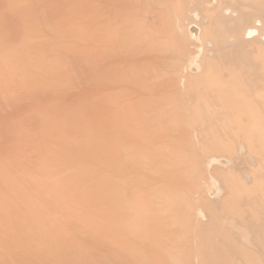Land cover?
<instances>
[{
    "label": "bare ground",
    "instance_id": "obj_1",
    "mask_svg": "<svg viewBox=\"0 0 264 264\" xmlns=\"http://www.w3.org/2000/svg\"><path fill=\"white\" fill-rule=\"evenodd\" d=\"M12 1H17V0H10V1L7 0L9 4L13 3ZM28 1L30 2V0ZM39 1L38 0L31 1L32 4L33 2L36 4V5L34 4V9L38 7L37 5L39 4L37 2ZM85 1L86 0L82 1L83 3H85V5L90 3V0L89 3ZM186 1L185 2H182V0H99L98 1L99 8L96 11L97 15L95 13L96 16L95 15L93 16L92 19L93 21L90 20L91 21L90 23L91 25H93L94 22L97 23L94 24L97 25L96 27L94 26L95 30L97 29L95 34L97 38L96 46H97L98 64H97L96 72H98L97 73L98 78L97 77L96 78L98 79L100 85L99 87H101L102 89V97L104 96L105 98H107L108 96L106 95L115 93V94H120L122 96H130V97L131 95H133L134 96L133 98L137 99L134 102H132V100L134 99L129 100L127 104H125V100L121 102L115 100L111 107L108 108L106 106L108 110L110 109L111 111L110 110L105 111V113L110 112V115L112 114L111 116L114 115L116 116V114L121 115L122 110L126 109V107L124 108V106H127L129 111L130 105L128 104H134L135 106L133 105L134 107L132 108V110H134V112L136 111V113L133 114V117L132 114L129 115V117L126 116L127 119L131 118L128 119V121L125 117L124 119L129 123V124L127 123L128 125H130L133 120H134L133 122H135L137 119V121L135 122L136 125L135 123L134 125L136 127L140 126L138 128L141 129L142 127L141 121H144L145 117L147 118L149 117L150 118V119L148 118L149 121L147 118H145V121L147 119L146 122L144 121L145 126L142 123L145 128H142L143 130H141V131H145L144 129L147 130L148 127L147 132H149L148 135L149 140L147 141V139L143 138L144 136H147L146 131L144 132L146 135L144 134L142 137L141 135L143 132H140L137 129H135L137 130L136 132L137 134L135 135V130L134 128H132L134 126L133 124L132 126H130L131 127L130 131L132 132L130 135V133L127 132L128 129L125 130L127 128V124L125 123L124 124V126H126L125 129L123 128L121 129V131L118 132H121L123 134L125 132V134H127L126 136H130V137L132 135H133L132 137H134L135 135L134 137L135 140H139L140 142V143H138V141L132 142L133 144L131 145L133 147V150L135 149V152L134 151L132 152V149L130 150L125 149L123 145L125 144L126 147L129 146L130 144L127 145V143H131V139L128 140L129 142L125 143L123 142L124 138L126 137L124 136L125 134L124 135L120 134L121 137L124 136V138L122 137L123 139L120 138V136H118L119 133L116 132L117 131L116 128L123 127V126L121 127L120 124H118L117 122L118 118L117 120L114 119L115 121L113 120L117 124L113 126L110 125L111 127L114 128V129L112 128V130H114L112 132L113 134L109 135L111 134V132L110 133L105 132V136H103L104 131L106 130L103 131L99 128L98 131H95L97 136L94 133H92L95 135L94 136L95 138L93 137L92 139L94 140L93 143L92 141L83 143L86 142L85 136L83 137L84 134H82V136L81 134H78V136L80 135L83 138L80 139L79 136L78 138L81 141L77 140L78 139L76 137L77 134H75L77 131H75L74 128L75 131L74 132L70 128L72 130V133L76 135L75 137L73 136L77 140L75 142L77 145L74 143L75 145L74 148L78 149L80 146L81 149L73 152L72 147L74 145L71 144L72 147L70 146V143H73L72 141L73 137H71L72 140L69 139L71 141H68V139L65 138L64 139L66 140L65 144L67 143L66 145L69 146L66 147L70 148L67 149V151H65L66 152L65 154L68 153L67 155L68 157L67 156L66 157L69 160L71 158L72 161L76 162L74 160L75 158H77L78 160L79 158L83 159L84 158L83 156H85L84 158L85 160L81 159L82 160L81 161L79 159L80 164L83 161L85 164L84 163L83 165L81 164V167L83 166V168L82 169L78 168L81 170V172L78 171L79 174L75 172L76 174H78L76 176L73 170L72 171L70 170V167L72 166L71 165L72 162L70 163L69 168H67L68 165L65 164V162L63 163L64 166L67 165L65 166L66 169H69L71 173L73 172V174H75L76 177H79L78 179L74 175L73 176L75 178L72 176L73 178L71 179L70 174H68L70 176L67 177L68 176L67 175L66 178H69L71 181L74 180L72 183L70 182V180L66 181L67 179L65 178L56 179V176H54L53 173L54 171L57 170H55V168L53 167H50V165L47 167L48 169L44 168L45 165L42 166L43 164L40 165V167L42 166L43 169L42 168L39 169L38 167L39 165L36 166V168L38 169V172L39 171L42 172L46 169L47 172L45 171L42 172L41 174L38 173L32 175V173L30 172L32 171L35 173L37 172L35 171L36 170L35 167H34L35 170L31 169L30 172L29 170L26 171V173L24 172V174L29 173L28 175L29 177L35 176V181L30 180L29 183L26 182L28 176L22 175L23 171L19 169L20 166L18 167V170H20L21 172L18 170L17 171L21 173V176L19 178L17 177V175H15V177L18 178V182L17 181L15 182L13 180V182L17 183L16 185L13 183L15 186L11 185L12 184L11 180H7V182L4 184L3 181H1L2 179L0 178V182L4 184V186L6 185L5 187L7 189L9 183L11 186L16 187V191L18 192V194L17 192H15L16 198L19 196L20 198L18 197V199L20 200L23 199L25 203L21 201L22 202L21 204L22 205L25 204L24 206L28 210L30 208L33 214L35 212V210H32L33 204L34 203L38 204L40 201H43L44 199L43 203L45 205L51 204L52 206L48 210L46 209L45 212L46 211L49 212L50 210V213L55 216L52 217L50 214L46 213L45 219L43 218L44 216L43 217L41 216V218L44 219L41 220L42 221L41 222L39 219L40 217L37 218L35 214L33 215L31 213L32 214L31 217H33L32 218L33 224L36 223L35 225H32L31 224L32 222L30 223L31 220L30 221L23 220L26 217L28 219L31 218L29 216L30 214L28 213H27L28 216H25L26 212H24L25 215H23L24 213L21 208H23L24 206L20 208L22 211L18 210L19 215L20 216L23 215L22 217H20V220L22 218L23 222L22 221L20 222V220L18 219L19 223L24 224V222H29L28 224L31 227L28 224H24V226L28 225L32 231L30 237L29 236L28 238L23 237L24 239L26 238V241L28 242L25 248H22L23 250L22 249L18 250V248L17 249L15 248L17 250L15 252L17 256H19L18 253L22 254L26 252L25 253L26 257L22 254L23 257L20 256L22 257L20 259V257L17 258L15 254L13 255L11 253V255H13L12 257L15 256L14 258L16 259H12L10 264H17V261L20 262L21 260L24 261L25 258L29 259L30 262L28 264H191V262H193L194 260L197 262V264H264V177H263L264 175H262V173L264 172V41H263L264 0H216V4L213 3L215 2L214 0H192L194 1L195 4L191 0H186ZM7 2L4 3L8 4ZM40 2H41L40 6L42 7V2H44V0ZM82 2L80 5L82 6L81 14H84L83 16L85 15L88 16V14H86L87 12L83 10L85 9L84 8L85 6ZM191 2L193 6L192 5L189 6L190 8L189 12L191 15L190 16L189 13L187 14L188 12L187 8H188V3L190 4ZM182 3L185 4V6H183ZM9 4L7 7L11 5ZM180 4H182V6ZM21 7L23 6L20 5L17 7L14 5L13 9L14 10L17 9L16 10L17 12L16 11L14 12L13 10L12 11L15 14L17 13L18 15L23 11L22 9L24 7L23 8ZM30 7L32 6L30 5ZM192 7H196V10H194V8L192 9ZM25 8H27L26 11L29 9L26 6ZM51 8L49 9L50 12L54 10V9L51 10ZM20 10L22 11L20 12ZM39 10L37 13L36 10L34 11L28 10L29 12L28 11L26 12L27 15L25 14V10H24L23 11L24 13L20 14L19 16L20 18L23 16L24 18L26 16L27 18L32 17L30 19L35 21V23L39 20V18L42 17L41 19L42 22L43 21L45 22V20L47 19L46 15L49 16L50 14L49 10H47L48 12L42 10L43 14L44 12L45 13L47 12L44 16H41L43 14L42 11L40 10L41 11L40 12ZM28 13H30L31 16L28 15ZM35 13L38 15H34ZM65 15L66 14L63 15L64 18ZM196 15L198 19L196 18ZM252 15L256 16L253 17L256 20H253L252 24L249 25L252 20ZM36 16H39L38 20ZM43 17L46 19H44ZM190 17L191 19L198 20V22L193 24L192 23L193 20L191 22ZM58 18H60L59 14H58ZM58 18H55L54 22L58 21L56 23L60 24L61 21H59L60 19ZM64 18L63 19L61 18L62 21L64 20ZM188 18L190 20L189 22H191L189 24L186 21L188 20ZM25 20L27 22V19ZM41 20H39V23H37L38 26L41 25L40 24ZM48 20L49 17L46 23H48ZM4 21L8 22L7 20ZM85 21H82L83 25L86 24V27L87 25L89 27L90 23L88 21L86 22ZM54 22L52 21L50 24L48 23L49 25L53 23L51 28L49 26V28L52 29L53 31L56 30L55 28H57L55 27L56 23ZM73 22L70 23V26L72 24V27L73 24L75 25L77 24ZM184 22H186L188 26ZM82 23L80 24V26L82 25ZM4 24L2 23L1 26L6 27L7 23ZM61 24H63V22ZM43 25L40 26V28L41 27L44 28ZM191 26L192 27L194 26V28L197 27L196 34H194V32L192 33V31L189 29L191 28ZM75 27H78V25ZM75 27H73L72 29L74 30V32H77L79 29L76 30L74 29ZM6 28L9 29V27ZM7 29L4 28V30L8 31ZM188 29L190 30L189 38L191 39V43H189V45L187 46L185 45L183 40L184 38L185 39L188 38L186 37L188 35H185V32L187 33L189 31ZM52 30H50L51 33L53 32ZM180 30L184 31L182 37L184 36L185 37L183 39L181 38V33L183 31L181 32ZM63 31L61 32L63 33ZM56 32H58V30H56ZM85 33L86 32H83V34ZM30 34L32 33L30 32ZM30 34L29 37L33 38V34L32 36H30ZM25 35L26 36H24V38L28 36L26 33ZM68 35L70 37L73 36V34L71 35V32ZM93 35L94 33L90 36ZM46 37L48 38V36ZM63 38H66V36ZM71 38H70L71 41H73V38L77 40V35ZM139 39L141 40L139 41ZM149 39H154V42L157 43L158 48H160V50L162 51L160 52V54L150 55L148 53L150 51L148 49H144L145 47L144 44L147 43ZM174 39L175 40L178 39V41L176 42L179 43L181 46L172 45L174 44L173 43ZM80 41L77 40V42ZM7 42H9V39L7 40ZM48 42H46L47 43L46 44L45 42L43 43L42 40L43 45L46 44L49 47H51L52 46L51 42H50L51 45ZM77 42L75 41V43ZM141 42H143L141 47L136 48L137 45L140 44ZM14 43H15L14 41H12V44L10 42L9 46L13 45ZM35 43L36 42L34 41V43L33 42L30 43V45H33ZM52 43L53 46L55 43L54 48L58 50L59 45L55 41H53ZM56 44L58 48H56ZM133 44L135 45L132 46ZM84 47L79 48V50L80 49L84 50L85 49ZM90 47L87 48L91 49ZM179 47H186V51H185L186 53L183 54V52H181V48ZM41 48H45V46ZM87 48L84 51H87ZM31 49H32L31 52H37L35 49L33 48ZM50 50L54 52L52 48H50ZM50 50L46 54L47 56L48 54H50L51 52ZM41 51L42 54L43 53L45 54L44 50L41 49ZM84 51H82V54L87 56ZM93 51L95 52L96 50ZM59 52L61 51L59 50ZM87 52L89 54L90 51ZM56 53L55 55L52 53L51 55L53 56L51 57L54 58L56 56ZM61 53L63 54L64 52ZM31 54L33 58L35 55L36 57L38 55L33 53ZM60 54L57 55L56 57L58 58V56H61ZM142 54L144 56H142ZM194 55H200V59L197 62H195V60L190 59V58H194L193 57ZM15 57L16 58L14 59V61L12 59L11 61L13 62L18 61L17 60L18 57L17 56ZM32 57L30 56V60L32 59ZM33 60L34 63L37 65L38 63L36 62H38V60L35 59ZM147 60L150 61L146 62ZM179 60H185L186 62L191 64V66L195 65V68L184 69V70L182 69V71L180 72V69L178 67ZM69 61L70 60L67 59V62ZM55 62L53 61V65L55 64ZM148 66H153V68L152 69L147 68ZM38 67L35 66V68L37 69ZM89 67L90 66H88L87 69H89ZM171 67L174 68V73L177 74L178 77L174 78L169 74H167V77H161V73H163V70L165 69L169 70ZM55 70L56 69H54L53 73L54 72L56 73L57 70L56 71ZM96 72L92 74L95 75ZM44 73H45V69H44ZM90 76L92 77V75ZM145 79H149L151 81V85H149L150 84L149 80H148L149 84L144 85L142 81H144ZM35 81L34 83H37ZM58 83H56L55 88L58 87ZM27 85L29 86V91H31L30 90L31 85H29L28 83ZM41 85L43 86L44 84ZM54 85L55 84L51 86L54 87ZM34 86L35 84L31 88H34ZM142 87L143 89H147L144 90V92H148V94L152 98L151 100H143L144 98L143 96H145V94L142 92ZM42 88H45V86L41 87L40 89ZM48 88H50V85L48 86ZM66 91H67L66 94H69L68 90ZM102 97L101 99L103 100L104 98ZM138 99H142L144 101L143 102L144 105L141 103L142 101L140 100L141 101L140 102ZM105 101H107V99ZM137 101L139 102L137 103ZM75 102H76L75 100L74 102L72 101L73 106H76ZM52 108L56 109V107H52ZM120 108H122V110ZM137 108L138 110H136ZM144 108L146 109V111H144L145 110ZM147 109H148V113L150 112L149 110H155L162 115L153 116L150 113L151 114L150 116L149 115L145 116V114L147 113ZM113 110H115L116 113H113L115 112ZM69 111L71 110L69 109ZM203 111H206L204 113H206L207 117L212 116L213 120L215 121V124H213L210 121L203 122L201 120V112ZM125 112L126 111H124V115H126L127 113ZM138 113L140 114L138 115ZM187 114L189 115L188 117ZM134 115L136 119L132 120V118H135ZM139 116L141 119V120L139 119L140 124H138ZM37 117L40 118L41 116L38 114ZM82 117H84V115H82ZM80 119L84 120V118L83 119L80 118ZM105 119L107 118L104 116V124H105ZM41 121H39L40 124H42ZM74 121L78 122L77 120ZM91 121L92 120H90V124L92 125L94 121L93 122ZM110 121H111L110 123L113 122L112 120ZM197 122L200 124V126L197 125ZM104 124L101 125L100 127L102 128L103 126L109 125V124L107 125V120H106V124L105 125ZM146 124L148 125L147 127ZM83 126H86L87 128L90 125H87V122H85V125ZM195 126L197 127V130H194ZM198 127L199 128L201 127L202 129L201 133L207 135L205 139L209 144H206L204 142L205 139L201 140V142L203 141L205 144L201 142H196L197 141L196 138H198L197 136L201 134L198 133L199 131ZM26 128H30V123H29V127L28 125H26ZM120 128L118 130H120ZM65 129L69 130V127ZM79 129H81V126ZM191 129H193L192 131H194V133L193 132L190 133ZM28 130L32 132L31 128ZM17 132H18L17 135L20 136L19 131ZM42 132H44V130H42ZM54 132H53V136H54ZM98 132L101 133L103 132L102 136ZM139 132L141 133V135ZM114 133L115 134L117 133L116 134L118 137L117 139L115 138L116 135H114ZM62 134H64V132ZM68 134L71 135L70 130ZM85 134H88V132H85ZM138 134L141 136V141L139 139L140 137ZM37 135H39L38 132ZM37 135H33L32 133V136H37ZM18 136L17 138H19ZM50 136L48 135L46 137H50ZM86 136L88 137L89 135ZM110 136L112 137L111 141L109 140ZM136 136H138V139H136L137 138ZM98 138H100L101 140L108 138L105 139L108 142H106L105 140L101 141ZM119 138L121 139V143L119 142L120 140ZM127 138L128 137H126L125 140H127ZM200 139L198 138V141H200ZM55 140L57 141V139ZM20 141L21 139H19V142ZM45 141L48 142L47 140ZM114 141L116 142L118 141V142L116 143ZM100 142H102L104 146H102L103 144H100ZM111 142L112 145L116 144L115 149H114L115 145H113V147L109 145V143ZM44 143L45 142L43 141L42 145H44ZM61 143L62 142L58 144ZM198 143H200L199 147L201 149L207 150L208 148L209 151H212L216 154H221L226 152L227 154L228 153L231 154V156L233 157L235 155L236 160L235 159H234L235 161L233 159L231 160L235 162L234 164H236L237 162V164L240 165L241 163V165H243V168L245 163L242 164V162H239L240 159L242 160V157L243 159L248 160L250 159V156H255L259 161L258 162L257 160H253V159L248 160V162L246 161L247 166L245 167L246 170L249 169L248 171L251 176L250 181L244 179V177L246 178V176H244L246 174L241 173L242 174L241 175L240 173L237 172L239 170L241 171V168L237 167V165H236L237 167L236 170V168L234 167L235 165H233L232 162L230 161L229 163L231 167H227V168L223 167L222 164L220 163L221 166H219V168L217 167L218 169L216 170L218 174L217 176L221 178L220 181L222 184L219 182V179L217 180V182L223 185V187H221V189L219 188V190H217L215 193L214 191H211L212 190L211 189L210 192L213 193L209 194L210 198L213 196L214 197L216 196L217 198L221 196L220 197L221 200L219 199L220 205L216 204L218 199L214 201L215 202L214 205H216L219 208L218 209L216 207L218 210L213 208V204H211L213 202L207 201L208 203H204L202 207H199L200 205L199 203H197V201L199 202L200 200V195L202 197L203 194L202 192L206 191V190H200V193L202 194H199L198 188L201 187L205 189V187L207 186V182H205L206 184L204 185V181H206L209 178L208 176L210 175L211 172L210 171L208 174V171L206 170V168H204L205 170L203 169L202 171L203 172L206 171V172H204L205 175H202L204 173H202V171L200 172L201 169L199 170V167L202 165V163L199 162V160L204 159L203 156L204 154H202V158L200 159V156L198 155L197 150L195 149ZM238 143L240 144V146L243 144L246 148V151H244L245 148L243 146V148L242 147L240 148L239 154H236L235 146ZM118 144L119 145L122 144V145L119 146ZM38 145L40 146L41 143ZM63 145L61 146L63 147ZM34 146L32 147V145H30L25 147L33 149L36 147ZM76 146L78 148H76ZM105 146L107 147V149L111 147L113 149L112 152L111 150H106ZM47 147L49 148V146ZM118 147H119V151L121 148L122 151L121 153L123 155L119 154L118 150H116V148L118 149ZM199 147L197 146V148ZM28 148H26V150ZM82 149L83 152L81 151ZM16 150L17 151L20 150L21 153L24 154L23 152L24 148L23 151L21 148L20 149L17 148ZM47 150L46 151L44 150L45 152L43 151L44 152L43 155H46ZM113 151L117 153H114ZM130 151L136 156L130 158V154H131L129 153ZM37 152H40V150L36 152L34 151L33 153L35 154ZM49 152L47 153L49 154ZM76 152L78 154H76ZM95 152H96L95 155L99 153V155H97L99 159L97 158V156H94ZM198 152H200V150ZM244 152L246 154L249 155L252 154V155L248 156L249 158H247L246 155L243 156ZM33 153L32 151L31 153H29L30 157L31 155L34 156ZM61 153L63 155V151ZM61 153L58 154L62 156ZM90 153H92L93 155ZM206 153L207 152H205V155L207 157ZM7 154L8 152L5 155ZM9 154L11 155V153ZM9 154L6 156V158L10 156ZM116 154L122 155V158H124V154H126L125 156L128 155L129 159H121V157ZM137 154H140L141 156L139 157L137 156ZM216 154L212 158L215 157L214 159H216ZM51 155H48V157L52 158ZM87 155L88 157L86 158ZM91 155L93 157V158L91 157L92 160L89 158V156ZM112 155H116V157ZM211 155L213 154L211 153ZM237 155H240V158H238ZM28 156L29 155L27 154V159ZM53 156L58 157L55 154H53ZM94 157H96L97 159H95ZM223 157H226L227 159V156H222L221 158ZM22 158L20 157L19 160H21ZM237 158L239 161L237 160ZM31 159H29V161ZM86 159L88 160L87 162ZM2 160L5 161L4 159ZM2 160L0 162H2ZM43 160L42 162L44 163ZM47 160L48 162L50 161L52 162L51 159L49 161V159L47 158ZM29 161L27 160V162ZM79 161L77 163H79ZM249 161L251 164L249 163ZM253 161L256 162L254 163ZM17 162L18 161H16V163ZM30 162L31 164L33 163L32 161ZM34 162H38L37 159ZM59 162H60V157H59ZM59 162H58L59 165L58 164L55 165L54 162L53 163L54 166L57 167L60 166ZM77 163H74V167H76ZM206 163L208 164V162ZM1 164L2 163H0V165ZM18 164H20V162H18ZM27 164H28L27 166L30 167L29 163ZM205 164L202 167H205L206 166ZM248 164L251 165L249 166L250 168H247ZM35 165H37V163ZM13 166L15 167V165ZM64 166L63 169H61V172L63 170L66 173L68 170L64 169L65 168ZM77 166L80 167L78 164ZM4 167H9V166L7 165ZM214 168H216V165ZM10 169H12V167ZM248 171H246L247 175H248ZM58 172L59 171H57V173ZM200 173H202L201 177L204 178L205 176L206 179L205 180L202 178L203 180L201 181H203V185H199L201 183L199 180ZM30 174L32 176H30ZM8 175L14 176L13 173L12 174L9 173ZM8 175L6 174L7 177L3 176V178L5 177L9 179ZM211 177L213 179L212 175ZM211 177L209 179H211ZM17 178H15V180ZM214 178L216 177L214 176ZM209 179L207 181H210ZM67 182L69 185L70 184L72 185V186L70 185L72 188H69ZM48 187H49L48 190L49 197L46 198L41 193H39V191L42 188L46 189ZM19 192L20 193L23 192L21 194L22 195L24 194V196L22 197V195L19 194ZM194 192L199 194L198 196L199 198H197L198 200L195 203L191 202L192 196L195 195ZM11 193H12L11 195H13L14 191H11ZM27 193L29 194L27 195L29 198L25 195ZM32 193L34 194L39 193V194L32 196ZM14 196L10 198H12V202L15 204V202L18 199L15 200ZM25 196L29 200L31 199L30 197H32V199L30 201L27 199L24 200ZM196 196H194L193 198H195ZM6 198L4 200H6ZM35 198H39L41 200L39 201L36 200ZM203 198L205 199L206 197ZM2 199L0 200L1 204L4 203L2 202L3 201ZM32 202L34 203L32 204ZM16 203L20 204L18 202ZM191 203L194 205L192 206ZM196 203L198 204L197 206L199 208L195 207ZM17 204L14 206H16V208H19L18 206H21V204L20 205ZM26 204L28 208L26 207ZM65 204L66 206H64ZM54 205L55 207H53ZM21 212L23 213L22 215ZM45 212L42 211L41 213L45 215ZM57 212L59 215L56 214ZM8 214H11V212ZM8 214L5 215L0 214V215L4 217L7 216ZM14 215H16V213ZM47 216L50 217L51 220ZM7 217L4 218L6 219ZM34 217L35 220H33ZM73 218H77V220H74ZM36 219L39 220L40 223H44L43 221L48 219L50 222L52 221L51 223H49V225L51 224L52 226L58 225V222L59 223L61 222L62 226L64 227L63 228L64 230H62L63 232H61L60 230V228L62 227L61 223L59 224L61 226L60 228L55 226L56 228H59L57 229L59 231H57L55 227H53V230L52 228L50 229V231L49 228L47 230L46 227L48 223L46 222L48 220L43 224L45 227L42 224L41 226L46 228V230L49 232H47L44 228L40 230L42 227H40L39 229L38 226H40V223ZM16 229H18L19 231L20 227L17 226ZM38 232H40V234ZM188 232L191 234L189 237L185 235V233L188 234ZM15 233L16 231H14V234ZM20 234L25 235V233H23L22 231ZM10 246L11 247L13 246V248H11V250L9 251L10 252H12V250L15 251L14 249L15 246L12 243L8 247ZM1 251L2 249L0 250V252Z\"/></svg>",
    "mask_w": 264,
    "mask_h": 264
},
{
    "label": "rangeland",
    "instance_id": "obj_2",
    "mask_svg": "<svg viewBox=\"0 0 264 264\" xmlns=\"http://www.w3.org/2000/svg\"><path fill=\"white\" fill-rule=\"evenodd\" d=\"M8 1H10V0H8ZM18 1V0H17ZM17 1H12L13 3H8L7 2V0H0V26L2 25V23L4 24V23H7V26L6 27H9V29H7L5 26H1L0 27V149H2V150H0V161L2 160V159H4L5 161H3L2 160V162H0V163H2L1 165H0V178L2 179L1 181H3V183L5 184L6 182H7V180H11V185H16L17 183H15L16 181L18 182V178L17 177H19L20 178V176H21V173H19L18 171H20V170H22L23 171V173H22V175L23 176H28L29 175V173L28 174H24V172L26 173V171H28L29 170V172L31 171V169L33 170L34 169V167L36 168V166H38L39 167V169L40 168H42L43 169V167L42 166H44V168H47L49 165H50V167H53V168H55V170H57V171H59L58 173H57V171H54V173H53V175L54 176H56V179L57 178H65V179H67L66 181H68V180H70L69 178H66V176L68 175V174H70V175H68L67 177H71V179L75 176V172H77L78 174H79V172L78 171H80L81 172V170L80 169H82L83 168V166L81 167V164L83 165V163H84V161L83 162H81V164H80V161H79V159L77 160V158H75L74 160L76 161V162H74V161H72L71 160V158H70V160L67 158L68 156V153L67 154H65L66 152L65 151H67V149H70V148H67V147H69V146H67L66 144H65V142H66V140H64L65 138H67L68 139V141H71L72 139H71V137H75L76 135H74L73 133H72V130L74 131V128H75V131H77L75 134H77V138L80 136H78V134H81V136H82V134H84L83 135V137L85 136V141L86 142H83V143H87V142H91L92 141V143H93V141L94 140H92L93 139V137L96 135L97 136V134H96V132L95 131H98V129L100 128L101 130H106V131H104V135L103 136H105V132H108V133H110L111 132V134H109V135H112L113 133V131L114 130H112V128L113 127H111V126H113V125H115V124H117V123H115L114 121V119H116L117 120V118H118V120H117V122H118V124H120V126L122 127V128H120V127H118V128H116L115 126V128H116V132L117 133H119L118 134V136H120V138H124V136H126L127 134H125V132H124V134L123 133H121V132H118V131H121V129H125V127L126 126H124V124L126 123H128L127 121H128V119H131V118H128L127 119V117L126 116H128L129 117V115H131L132 114V117H133V114L134 113H136V111L134 112V110H132V108L135 106L134 104H128V105H130L129 106V111H128V108H127V106H124V108L126 107V109H123L124 111H126L125 113H126V115H124V111L122 110V108H120L121 110H122V113H121V115L119 114V115H117L116 114V116L114 115V116H111L110 115V112H106L105 113V111H109L108 110V108L109 107H111L112 105H113V103H114V101L115 100H117V101H124L125 100V104H127V102L129 101V100H132V99H134V100H132V102H134L135 100H137V99H135V98H133L134 96L133 95H131V97L130 96H122V95H120V94H108V95H106V96H108L107 98H105L104 96L102 97V89H101V87H99L100 85H99V82H98V75H97V73L98 72H96L97 70H96V68H97V61H98V58H97V38H96V30H95V27L97 26V25H94L96 22H94V24L93 25H91V21H93L92 19H93V16L95 15V13H96V11H97V9L99 8V0H90V3H89V0L87 1H85V2H88L89 4H86V5H89V6H86L85 5V3H83L82 1L83 0H49V1H46V0H44V2H42V7L40 6V4H41V2L40 1H42V0H38L39 2H37L39 5H37L35 8L36 9H34V2H33V4H32V0H30V2L28 1V0H19L18 2ZM35 1V0H34ZM37 1V0H36ZM186 0H182V2H185ZM192 1V0H191ZM215 2H213V3H215L216 4V0H214ZM7 2L10 6L9 7H7L8 6V4H5V3ZM81 2L84 4V8L85 9H83L85 12H87L86 14H88V16L87 15H85V16H83L84 14H81L82 13V6H80L81 5ZM187 2V1H186ZM193 3H194V1H192ZM192 2L189 4L188 3V12H187V14L189 13V15H190V8H189V6H191L192 5ZM18 4V5H17ZM24 4H26V5H24ZM82 4V5H83ZM183 4V3H182ZM182 4H180L181 6H182ZM195 4V3H194ZM214 4V5H215ZM20 6V5H22L23 7H21V8H23L22 10L24 11L25 10V14L27 15V11L29 10H31V11H34V10H36V13L38 12V10L40 9L41 11L42 10H45V11H47V10H49L51 7H53V8H51V10L52 9H54L53 11H51L50 12V10H49V13L53 16H51L49 13V16L48 15H46L47 17V19H48V17H49V20H48V23L50 24L52 21L54 22L55 21V18H58V14L60 15V18H58V19H60L59 21H61V23L63 22V24H58V23H56V22H58V21H56V22H54V23H56V26L55 27H57V28H55L56 30H58V32H56V30H54L55 32H56V34H55V32L52 30V29H50L51 28V26L53 25V23L51 24V25H49L48 23H46V21H47V19L46 18H44V19H46L45 20V22L43 21L42 22V17L41 16H44L46 13L44 12V14H43V11H42V14L43 15H39L41 18H39V16H36V18H37V20H38V18H39V20H41V22H40V24L41 25H39L38 26V24L37 23H39V20L35 23V21H33L32 19H30V18H32V17H29V18H27V16L24 18V16L23 17H21L20 18V14H22V13H24L22 10H20V12L22 11V13H20V14H18L17 15V13L15 14L14 12L17 10L16 8V10H14L13 9V6ZM30 5L32 6V7H30ZM36 5V4H35ZM45 5V6H44ZM25 6L26 7H28L29 9L26 11V9L27 8H25ZM183 6H185V4H183ZM193 6V5H192ZM195 6V5H194ZM39 7H41V8H39ZM81 7V8H80ZM46 8H48V9H46ZM194 8V10H196V7H192V9ZM11 9V10H10ZM20 9V8H19ZM14 12H13V11ZM39 10V11H40ZM19 11V10H18ZM28 11V12H29ZM40 11V12H41ZM76 13H74V12ZM193 11V10H192ZM191 11V12H192ZM17 12V11H16ZM19 13V12H18ZM33 13V12H32ZM34 14V15H38V14ZM24 14V15H25ZM64 14H66L65 15V18L63 17V15ZM28 15H30V13H28ZM33 15V14H32ZM33 15V16H34ZM96 15H97V13H96ZM95 15V16H96ZM188 15V16H189ZM31 16V15H30ZM88 17V19H87V17ZM187 16V17H188ZM191 16V15H190ZM84 17V18H83ZM253 17H256L255 15H252V20H251V23L249 24V25H251L252 24V21L253 20H256V19H254ZM35 18V19H36ZM64 18V20L62 21V19ZM196 18H197V15H196ZM24 19V20H23ZM25 19H27V22H26V20ZM34 19V20H35ZM43 19V20H44ZM58 19H56V20H58ZM83 19H87L86 21H88L89 23H90V25H89V27H88V25H87V27H86V24L85 25H83V23H82V21H85V20H83ZM97 19V18H96ZM198 19V18H197ZM4 20H7L8 22H6V21H4ZM91 20V21H90ZM190 20H191V22H192V20H193V24H195V23H197L198 22V20H194V19H191V17H190ZM189 20V18H188V20H186L187 21V23L189 24V23H191V22H189L190 21ZM75 22V23H77L76 25L75 24H73V27H75V26H77L78 25V27H75L74 29H76V30H78L77 32H74V30L72 29L73 27H72V24H71V26H70V23H72V22ZM85 21V22H86ZM97 21V20H96ZM2 22V23H1ZM73 22V23H74ZM249 22V21H248ZM36 25H35V24ZM45 23V24H44ZM82 23V25L80 26V24ZM187 26H188V24L186 23V22H184ZM183 23V24H184ZM34 24V25H33ZM44 24V25H43ZM48 24V25H47ZM88 24V23H87ZM97 24V23H96ZM192 24V25H193ZM5 25V24H4ZM10 25V26H9ZM30 25H32V26H30ZM43 25V27L44 28H40V26H42ZM60 25H61V27H60ZM46 26H47V28H46ZM49 26H50V28H49ZM54 26H53V28H54ZM95 26V27H94ZM254 26V25H253ZM257 26H258V24H257ZM60 27V28H59ZM4 28L5 29H7L8 31H6V30H4ZM52 30L53 32L51 33V31L50 30ZM191 31H192V33L194 32V34H196V30H197V27H195L194 28V26L192 27L191 26V28H189ZM188 29V30H189ZM195 29V30H194ZM64 30V31H63ZM82 30V31H81ZM187 30V31H188ZM190 30L186 33L185 32V35H188V36H186V37H188V38H184V37H182L183 35L182 34H184V31L182 32L181 30V38L183 39L184 38V43H185V45H189V43H191V39L189 38V34H190ZM60 31V32H59ZM61 31H63V33L61 32ZM30 32L33 34V38L31 37H29V34H30ZM70 32H71V35L73 34V36L75 37V35H77V40L78 41H80V42H77V40H75L74 38H73V41L75 40L77 43H75V41L73 42V41H71V37H73V36H69L68 34H70ZM83 32H86L85 34H83ZM199 32V31H198ZM25 33L28 35L27 37H29V38H24V36H26L25 35ZM58 33V34H57ZM94 33V35L93 36H90V35H92ZM245 33V32H244ZM9 34V35H8ZM32 34H30V36H32ZM43 34H45L46 36H48V38L45 36V35H43ZM48 34V35H47ZM59 34H61V35H59ZM65 34V35H64ZM180 34V33H179ZM242 34H243V32H242ZM241 34V35H242ZM11 35V36H10ZM43 35V36H42ZM51 37H50V36ZM58 35V36H57ZM79 35V36H78ZM8 36V37H7ZM10 36V37H9ZM66 36V38H63V37H65ZM71 38H69V37ZM45 37V38H44ZM79 37H81V38H79ZM11 38H13V39H11ZM43 38V39H42ZM52 38V39H51ZM9 39V42H7V40ZM33 39V40H32ZM49 39H51V40H49ZM14 41L15 43L13 44V45H10L9 46V43L11 42V44H12V41ZM27 40V41H26ZM28 40H31L33 43H34V41L36 42L35 44H33V45H30V43H32L31 41H28ZM42 40H43V43L45 42H48L49 44H50V42H51V44H52V46L51 47H49L48 45H46V44H42ZM47 40V41H46ZM55 41L58 45H59V48L57 47V44H56V48H58V50L57 49H55L54 48V46H55V43H54V46H53V41ZM71 41V42H69V41ZM141 39H139V41H140ZM92 41V42H91ZM176 41H178V39H174V41H173V43L174 44H172V45H179V46H181L179 43H177ZM263 41H264V38H263ZM69 42V43H68ZM90 42H91V44H90ZM144 42V41H143ZM143 42H141L140 44H138L137 45V47L136 48H138V47H141V45H142V43ZM73 45H72V44ZM75 43V44H74ZM188 43V44H187ZM50 44V45H51ZM70 46H69V45ZM136 44V43H135ZM135 44H133L132 46H134ZM35 45V46H34ZM45 46V48H41V47H43V46ZM73 47H72V46ZM75 45H77V46H75ZM89 45V46H88ZM145 45V47H144V49H148L150 52H148L150 55H158V54H160V52H162L161 50H160V48H158V45H157V43H155L154 42V39H149V41L147 42V43H145L144 44ZM31 46H33V47H31ZM79 46V47H78ZM84 46H86V47H84ZM91 46V47H90ZM33 48V49H35L37 52H31L32 51V49L31 48ZM81 47H84L85 49L87 48V47H90L91 49H92V51L93 50H96L95 52L93 51V53H92V51H91V49H88L87 48V51H90L89 52V54H88V52L87 51H84V50H82V49H80V50H82V51H84L85 53H86V55L87 56H85L84 54H82V51H80L79 50V48H81ZM94 47V48H93ZM96 47V48H95ZM47 48V49H46ZM50 48H52V50H54V52L56 53V56L57 55H59L61 52H64L63 54L61 53L60 55L61 56H58V58L55 56L54 58L53 57H51V56H53V55H51L52 53L55 55V53L53 52V51H51L50 50ZM61 48H62V50H61ZM179 48H181V52H183V54L184 53H186L185 51H186V47H179ZM41 49L42 50H44L45 51V54L43 53H41L42 51H41ZM46 49V50H45ZM34 50V51H35ZM51 51L50 52V54H48V56L46 55L47 53H48V51ZM55 50H57V51H55ZM59 50L61 51V52H59ZM43 51V52H44ZM47 51V52H46ZM71 51V52H70ZM59 52V53H58ZM83 52V53H84ZM180 52V53H181ZM31 53H33V54H38L37 55V57H36V55L34 56V58L32 57V54ZM71 53V54H70ZM141 53H142V51H141ZM144 53H147V52H144ZM178 53V52H177ZM31 54V55H30ZM69 54V55H68ZM63 55V56H62ZM65 55H67V56H65ZM15 56H17L18 58H17V60L18 61H16V62H13L14 61V59L16 58ZM30 56L32 57V61L30 60ZM64 56H65V58H64ZM142 56H144L143 54H142ZM75 57V58H74ZM194 58H190L191 60H195V62H197L199 59H200V55H194L193 56ZM38 58V59H37ZM59 58H62V59H59ZM179 58V57H178ZM11 59L13 60V61H11ZM33 59H35V60H38V62H36V63H38L37 65L39 66V63H40V66L38 67L35 63H34V60ZM42 61H41V60ZM53 59V60H52ZM55 59V60H54ZM58 59V60H57ZM64 59H65V62H64ZM67 59L68 60H72L70 63L69 62H67ZM189 59V60H190ZM41 62H40V61ZM60 60V61H59ZM53 61L55 62V64L53 65ZM150 60H147L146 62H149ZM52 62V63H51ZM33 63H34V66H33ZM42 63V64H41ZM50 63V64H49ZM90 64V65H89ZM45 65V66H44ZM48 65V66H47ZM61 67H59V66ZM72 65H74V66H72ZM35 66L36 67H38V69L37 68H35ZM88 66H90L89 67V69H87V67ZM59 67V68H58ZM63 67V68H62ZM178 67H179V69H180V72L182 71V69L184 70V69H194L195 68V65H192L191 66V64H189L188 62H186L185 60H179L178 61ZM42 68H43V70H42ZM58 68V69H57ZM95 68V69H94ZM147 68H150V69H152L153 68V66H148ZM44 69H45V73H44ZM54 69H56L55 71H56V73L54 74L53 73V71H54ZM86 69H87V71L89 72V73H91V74H89L87 71H86ZM93 71H92V70ZM42 71H43V73H42ZM52 71V72H51ZM86 71V72H85ZM96 72V74L94 75V74H92V73H95ZM167 74H169V75H171V76H173L174 78H177L178 76H177V74H175L174 73V68L173 67H171L169 70H167V69H165V70H163V73H161V77H167ZM90 75H92V77L90 76ZM90 76V77H89ZM97 77V78H96ZM93 80H92V79ZM17 79H18V81H17ZM35 82H37V83H34V81ZM148 80L149 79H145L144 81H142V83L144 84V85H147V84H149V82H148ZM150 81V80H149ZM25 82H27L29 85H31L30 86V90L31 91H29V86L27 85V83H25ZM33 82V83H32ZM58 83V82H62L61 84L60 83H58V87L57 88H55V86H56V83ZM35 84V86H34V88H31L33 85ZM38 84V85H37ZM41 84H44L43 86L41 85ZM53 84H55L54 85V87H52L51 85H53ZM60 84V85H59ZM65 84V85H64ZM153 84V83H152ZM25 85V86H24ZM50 85V88H48V86ZM64 85V86H63ZM149 85H151V81H150V84ZM45 86V88H42V89H40L41 87H44ZM47 86V87H46ZM62 86V87H61ZM65 86H66V88H65ZM71 86V87H70ZM36 87V88H35ZM52 87V88H51ZM63 87H64V89H63ZM46 88H48V89H46ZM55 88V89H54ZM61 88H62V90H61ZM71 88V89H70ZM73 88V89H72ZM76 88V89H75ZM33 89V90H32ZM34 89H36V90H34ZM50 89V90H49ZM68 90V93L69 94H66L67 93V91L66 90ZM42 90V91H41ZM65 90V91H64ZM76 90V91H75ZM144 90H147V89H143V87H142V92L145 94V96H143L144 98H143V100H151L152 98H151V96L148 94V92H144ZM44 91V92H43ZM65 94H64V93ZM70 95V96H69ZM58 96V97H57ZM102 98H104L105 100L107 99V101H105L104 99L102 100L101 99V97ZM57 97V98H56ZM51 98V99H50ZM74 100L77 102H75V105L76 106H73V104H72V101L74 102ZM143 105H144V101L142 100V99H138ZM48 101V102H47ZM53 101V102H52ZM102 101H105V102H102ZM139 101H137V103L139 102ZM47 102V103H46ZM56 102V103H55ZM60 104H59V103ZM67 102V103H66ZM80 103V106H79V103ZM140 103V104H141ZM58 105V106H56V105ZM82 104H83V106H82ZM53 105H55V106H53ZM65 105H66V107H67V109H66V107H65ZM72 105V106H71ZM134 105V106H133ZM63 106V107H62ZM72 108H71V107ZM105 106V107H104ZM108 108H107V107ZM142 106V105H141ZM52 107H56V109H53ZM65 107V108H64ZM76 107H77V109H76ZM136 107H138V106H136ZM79 108V109H78ZM105 108V109H104ZM106 108H107V110H106ZM69 109L71 110V111H69ZM74 109V110H73ZM94 109V110H93ZM135 109V108H134ZM145 109V108H144ZM76 110H78V111H76ZM91 110V111H90ZM93 110V111H92ZM121 110H120V112H121ZM136 110H138V108L136 109ZM111 111V110H110ZM113 111H115V110H113ZM140 111H142V110H140ZM144 111H146V109L144 110ZM150 112L148 113V109H147V115L145 114V116H150L151 114L153 115V116H160V115H162V114H159V112L158 111H155V110H149ZM47 112V113H46ZM50 112V113H49ZM87 112H89V113H91V114H89V113H87ZM118 112V111H117ZM138 112V111H137ZM204 112H206V111H203V112H201V120L203 121V122H207V121H210V122H212L213 124H215V121L213 120V118H212V116L211 117H207V115H206V113H204ZM33 113H34V115H33ZM113 113H116V111L115 112H113ZM151 113V114H150ZM38 114L41 116L40 118L39 117H37L38 116ZM44 114H45V116H44ZM81 116H80V115ZM140 113H138V115H139ZM25 115V116H24ZM42 115H43V117H42ZM82 115H84V117H82ZM89 115V116H88ZM72 116V117H71ZM74 116V117H73ZM79 116H80V118H84V120H81L80 118H79ZM86 116V117H85ZM103 116V117H102ZM104 116L107 118V119H105V124H106V120H107V125L111 122L110 120H114L112 123H110L108 126H103L102 128L100 127L101 125H103L104 124ZM120 116V117H119ZM141 116H143V115H141ZM144 116V117H145ZM189 115L187 114V117H188ZM44 117H45V119H44ZM122 117V118H121ZM124 117L127 119V121L124 119ZM131 117V116H130ZM134 117H135V115H134ZM186 117V118H187ZM77 118V119H76ZM90 118V119H89ZM92 118V119H91ZM93 118H94V120H93ZM101 118H102V120H101ZM145 118H147V117H145ZM145 118H144V121H145ZM149 118V117H148ZM147 118V119H148ZM155 118V117H154ZM38 121H37V120ZM42 121H41V120ZM79 119V120H78ZM86 119V120H85ZM89 119V120H88ZM133 119H136V117L135 118H132V120ZM139 119H140V116L138 117V124H140L139 122ZM142 119H143V117H142ZM147 119H146V121H147ZM150 119V118H149ZM149 119H148V121H149ZM17 120H18V122H17ZM66 120H68L69 121V123H68V121H66ZM74 120H77L78 122H75ZM90 120H92L91 122H93V124L91 125L90 124ZM131 120V121H132ZM141 120V119H140ZM37 121V122H36ZM39 121H41V123L42 124H40V122ZM46 121H47V123H46ZM80 121V122H79ZM131 121H129V122H131ZM134 121V120H133ZM132 121V122H133ZM136 121H137V119H136ZM135 121V122H136ZM144 121H141V125H142V127H141V129H139L138 127H140V126H135L136 125V123L135 122H131V124L130 125H128L127 124V128L125 129V130H127V132H129L130 133V135H131V127L130 126H132V124L134 125V123H135V125L132 127V128H134V130L135 129H137L138 131H140V132H143L142 133V135H141V133H140V135L143 137V135L145 134L144 132L146 131V134H147V136H144L143 138H145V139H147V141L149 140V132H147V130H148V125L146 124V127H147V130L146 129H144L145 131H141V130H143L142 128H145L144 126H145V122ZM58 122V123H57ZM66 122V123H65ZM85 122H87V125H90L89 127H87L86 128V126H83V125H85ZM89 122V123H88ZM102 122H103V124H102ZM29 123H30V128H31V131L32 132H30V130H28V129H30V128H26V125H28V127H29ZM48 123H50V124H48ZM79 123H80V125H79ZM84 123V124H83ZM144 124V126H143V124ZM38 126H37V125ZM43 124H45V125H43ZM51 124H52V126H51ZM78 124V125H77ZM104 124V125H105ZM33 125V126H32ZM42 127H41V126ZM111 125V126H110ZM197 125L198 126H200V124L197 122ZM196 125V126H197ZM40 126V127H39ZM43 126H45V127H43ZM61 126V127H60ZM64 126H65V128H67V127H69V130H70V133H71V135L70 134H68L69 133V130L67 129H65L64 128ZM80 126H81V129H79L80 128ZM194 127V130H197V127ZM24 127V128H23ZM110 127H111V129H110ZM129 127V128H128ZM136 127V128H135ZM32 128H34V129H32ZM35 128H37V129H35ZM47 128V129H46ZM57 130H55V129ZM64 128V129H63ZM72 130H71V129ZM120 128V130H118ZM196 128V129H195ZM199 128V127H198ZM44 130V132H42V130ZM52 129H54V130H52ZM84 131H83V130ZM109 129V130H108ZM114 129V128H113ZM21 130V131H20ZM39 130V131H38ZM46 130V131H45ZM58 130H59V132H61V133H59L58 132ZM64 130V131H63ZM108 130V131H107ZM110 130H112V131H110ZM124 130V131H125ZM133 130V131H134ZM137 130H135V135L137 134L136 132H137ZM193 129H191L190 131V133H194V131H192ZM201 127L199 128V131H198V133H201ZM17 131H19V135L20 136H18L17 135ZM50 131V132H49ZM54 131H56V132H54ZM74 131V132H75ZM37 132H38V134L39 135H37ZM42 132V133H41ZM53 132H54V136H53ZM64 132V134H62ZM82 132V133H81ZM85 132H88V134H85ZM122 132H123V130H122ZM32 133H33V135H37V136H32ZM56 133V134H55ZM59 133V134H58ZM92 133H94V134H92ZM101 136H102V134H103V132L101 133V132H98ZM116 133V134H117ZM13 134V135H12ZM22 134V135H21ZM43 134V135H42ZM47 134V135H46ZM115 133H114V135H116ZM120 134H123L124 136H122L121 137V135ZM145 134V135H146ZM15 135V136H14ZM50 136V137H46V136ZM56 135H57V137H56ZM67 135V136H66ZM69 135H70V137H69ZM86 135H89L88 137L86 136ZM93 135V136H92ZM107 135V134H106ZM108 135V136H109ZM114 135H113V137H114ZM135 135H134V137H135ZM139 135V134H138ZM139 135V139H140V141H141V136ZM17 136L19 137V138H17ZM24 136V137H23ZM31 136V137H30ZM39 136H41V137H39ZM44 136V137H43ZM52 136H53V139H52ZM64 136V137H63ZM66 136V137H65ZM80 136V139L81 138H83V137H81ZM133 136V135H132ZM130 137V136H126V137H128L127 138V140H125V138H124V141L123 142H129L128 140H130L131 139V143H127V145L128 144H130L129 146H125V144L123 145L124 147H125V149H128V150H130V149H132V152L134 151L135 152V149L133 150V147H132V145L131 144H133L132 142H137L138 141V143H140L139 142V140H135V138L134 137ZM22 137H23V139H24V141H23V139H22ZM34 139H33V138ZM39 137V138H38ZM45 137H46V139H45ZM56 137V138H55ZM60 137V138H59ZM62 137H63V139H62ZM73 137V143H70V146L72 147V145L71 144H73L74 145V143L77 141V140H80L79 138L76 140V138H74ZM92 137V138H91ZM99 137V136H98ZM130 137V138H129ZM137 138L136 139H138V136H136ZM199 139H200V141H198V138H196V142H201V140L203 139H205V137H207V135H204L203 133H201V134H199V136H197ZM204 137V138H203ZM37 138V139H36ZM41 138H43V139H41ZM57 139V141L55 140V139ZM95 138V137H94ZM104 138V137H103ZM109 138V137H108ZM108 138H105V139H108ZM111 136H110V141H111ZM116 139L118 138L117 137V135H116V137H115ZM119 138V139H120ZM122 138V139H123ZM133 138H134V140H133ZM19 139H21V141L19 142ZM31 141H30V140ZM41 139V140H40ZM47 140L48 142H46L45 140ZM69 139H71V140H69ZM88 139V140H87ZM90 139V140H89ZM96 139H97V137H96ZM98 139H100V138H98ZM105 139H100L101 141H103V140H105ZM59 140H60V142H62L61 144H58V143H60L59 142ZM84 140V139H83ZM82 140V141H83ZM114 140V139H113ZM112 140V141H113ZM143 140V139H142ZM17 141V142H16ZM38 141H40V142H38ZM45 142L44 143V145H42V142ZM53 141V142H52ZM64 141V142H63ZM81 141V140H80ZM106 142H108L107 140H105ZM195 141V140H194ZM50 142H51V144H50ZM96 142H97V140H96ZM114 142H116V141H114ZM118 142V141H117ZM116 142V143H117ZM119 142L121 143V139L119 140ZM122 142V143H123ZM204 142L206 143V144H209L208 142H207V140L205 139L204 140ZM203 141L201 142V143H204ZM35 143H36V145H35ZM41 143V145L39 146L38 144H40ZM80 143V142H79ZM82 143V144H83ZM98 143H99V141H98ZM147 143V142H146ZM148 143H150V142H148ZM195 143V142H194ZM204 143V144H205ZM17 146H19V147H17ZM22 144V145H21ZM25 146H30V145H32V147L34 146L35 148H28V147H25ZM30 144V145H29ZM47 144V145H46ZM51 146H50V145ZM64 144V145H63ZM69 144V143H68ZM76 144V143H75ZM81 144V145H82ZM100 144H103L102 142H100ZM106 144V143H105ZM199 144L200 143H198V147H199ZM38 145V146H37ZM46 145V146H45ZM61 145H63V147L61 146ZM77 145V144H76ZM84 145V144H83ZM82 145V146H83ZM87 145V144H86ZM109 145H111L112 147H113V145H115L114 146V149H115V147H116V144H113L112 145V142L111 143H109ZM119 145V144H118ZM117 145V146H118ZM120 145H122V144H120ZM119 145V146H120ZM17 148H21L22 149V151H23V148H24V154L23 153H21V151L19 150V151H17L16 149V147ZM21 146V147H20ZM43 146H45V147H43ZM47 146H49V148H51V149H53V150H51V149H49ZM54 146V147H53ZM60 146V147H59ZM67 146V147H66ZM102 146H104V144L102 145ZM106 146H108V145H106ZM105 146V147H106ZM197 146L195 147V149L197 150V153H198V155L200 156V159L202 158V154H204L203 156H204V159H201V160H199V162H201L202 163V165L199 167V170H200V172L204 169V168H206V170L208 171V174H209V172H210V175L208 176L209 178L211 177V175L213 176V179H215V180H213L212 179V177H211V179H209L210 181H207L206 179H205V176H204V178L203 177H201L202 175H205V173L204 172H206V171H202V173H204V174H202V173H200L199 174V180H200V184L199 185H203V181H201V180H203V179H205L206 181H204V185L206 184L205 182H207V186L205 187V186H203V187H205V189L204 188H201V187H199L198 189H199V191H198V193L199 194H202V197H201V195H200V200H199V202L197 201L198 199L197 198H199L198 196H199V194H197V193H195V195H193L192 196V199H191V202H193V203H195L196 201H197V203H199V207H202L203 206V204L204 203H208V202H213V203H211V204H213V208L214 209H217L218 207L216 206V205H214V201L216 200V199H218V201L216 202V204H218V205H220V200H221V196L220 197H209V194L210 193H213V192H210V190L211 191H214V193L217 191V190H219V188L221 189V187H223V185H221L222 183H221V181H220V179L221 178H219L217 175V170L216 169H218L219 168V166H221V164H222V166L223 167H231V165H230V163H229V161L230 162H232V164L233 165H235L234 167L236 168V170H237V167H240L241 168V171L239 172V171H237L238 173H244V174H246V175H244V176H246V178L244 177V179L245 180H251V176H250V173H249V169L248 170H246V167L245 166H247L246 164V161L248 162V160H250V159H253V160H257V158L255 157V156H250V155H252V154H246L245 152L243 153V156H245L246 155V157L247 158H249L248 156H250V159H248V160H246V159H243V157H242V160L240 159V161L238 160V158H240V155H237L238 156V158H237V160L239 161V162H242V164L243 163H245L244 164V168H243V165H241V163H240V165L239 164H237V162H236V164H234L235 162V160H236V156L234 155V157L233 156H231V154H229V156H228V154L225 152V153H221V154H216V153H214V152H212V151H209V149L207 148V150H205V149H201L200 147L199 148H197ZM243 144L240 146V144L238 143V144H236V146H235V153L236 154H239V151H240V148L242 147L243 148ZM14 147H15V149H14ZM66 147V148H65ZM75 147V145L72 147L73 149V152L74 151H76V150H80L81 148H80V146H79V148L76 146V148H78V149H75L74 148ZM124 147H123V150H124ZM208 147V146H207ZM26 148H28L27 150H26ZM42 150H41V149ZM46 148V149H45ZM87 148V147H86ZM109 148H111V147H109ZM107 149V147H106V150H111V152H112V148L111 149ZM244 148H245V146H244ZM40 150V152H37V153H33L34 151L36 152V151H39ZM47 149H49V150H47ZM58 149V150H57ZM75 149V150H74ZM83 149H84V147H83ZM83 149L81 150L82 152H83ZM5 150H8V151H5ZM47 150V152H49L50 150V152H51V154L53 153V154H55L56 156H58V157H54L53 156V154L51 155L50 154V152H49V154L46 152V155H43V153L45 152V151ZM59 150H61V151H59ZM116 150H118V152H119V154H122L121 152V148H120V151H119V147H118V149L116 148ZM127 150V151H128ZM200 150V152H198ZM242 150V149H241ZM3 151H5L6 153L8 152V154L9 153H11V155L10 156H8V158H6V156L8 155H5L6 153L5 152H3ZM26 151V152H25ZM31 151H32V153L34 154V156L35 157H38V158H35L33 155H31V157H30V154L29 153H31ZM44 151V152H43ZM59 151V152H58ZM63 151V155H62V152ZM71 151V150H70ZM69 151V152H70ZM237 151V152H236ZM244 151H246V148L244 149ZM19 152V153H18ZM60 154L61 153V155L62 156H60L58 153ZM77 152H79V151H77ZM76 152V154H78ZM114 153H117V152H115V151H113ZM196 152V151H195ZM205 152H207L206 154H207V157H206V155H205ZM17 153V154H16ZM29 155L28 156V159H27V154ZM124 153V152H123ZM129 153H131V151L129 152ZM129 153H127V154H129ZM138 153V152H137ZM200 153H201V155H200ZM211 153L213 154V155H211ZM51 155V157L52 158H49L48 157V155ZM72 154V153H71ZM73 154H75V153H73ZM88 154V153H87ZM90 154H92V153H90ZM96 154V152L94 153V156H97V155H99V153H97V155H95ZM119 154H116V155H119ZM215 154H216V159H214V158H212L213 156H215ZM70 155V154H69ZM86 155V154H85ZM93 155V154H92ZM92 155L91 156H89V158L92 160ZM116 155H112V156H114V157H116ZM123 155V154H122ZM122 155H119L120 157H121V159H129V156L127 155V156H125L126 154H124V158H122ZM210 155V156H209ZM220 155V156H219ZM4 156H5V158H4ZM16 158H14V157ZM18 156H19V158H18ZM43 156H45V157H43V159H42V157ZM67 156V157H66ZM74 156V155H73ZM136 155L135 154H133V153H131L130 154V158L131 157H135ZM137 156H141L140 154H137ZM209 156V157H208ZM222 156H227V159H226V157H223V158H225V159H223V158H221ZM242 156V155H241ZM11 157H13V158H11ZM20 157L22 158V157H24V158H26V159H24V158H22L21 160H19L20 159ZM34 159H33V158ZM59 157H60V162H59ZM62 157V158H61ZM65 157V158H64ZM72 157V156H71ZM75 157H77V156H75ZM84 158H85V156H83ZM88 157V155L86 156V158ZM92 157V158H91ZM219 157V158H218ZM230 157V158H229ZM246 157H244V158H246ZM35 161L36 159H37V161L39 162V164H38V162H34L32 159ZM40 158V159H39ZM47 158L49 159V161H50V159L52 160V162L50 163V162H48V160H47ZM64 158V159H63ZM74 158V157H73ZM72 158V159H73ZM82 159V160H85V159ZM95 159H97L98 158V156H97V158L96 157H94ZM118 158V157H117ZM206 158V159H205ZM29 159H31L30 161H32L33 163V165L31 164V162L29 161ZM57 159H58V162L60 163V166H54V162H55V165H57L58 164V162H57ZM80 159V160H81ZM99 159V158H98ZM133 159V158H132ZM230 159V160H229ZM231 159H235L234 161L233 160H231ZM13 160V161H12ZM18 161V162H20V164H18V162L16 163V161ZM25 160H26V163H25ZM27 160L29 161V162H27ZM42 160L44 161V163L42 162ZM55 160V161H54ZM81 160V161H82ZM131 160V159H130ZM222 160H223V162H222ZM226 160V161H225ZM9 161H11V162H9ZM40 161H41V164H40ZM45 161H47V162H45ZM62 161V162H61ZM79 161V163H77ZM88 160L86 159V162H87ZM208 162V164L206 163V162ZM252 161V160H251ZM258 161V160H257ZM5 164H4V163ZM56 162H57V164H56ZM63 162H65V164H67L68 165V167L67 168H69L70 167V163H71V167H70V170L72 171L73 170V172L75 173V174H73V172L71 173V171L69 170V169H66V167L65 166H67V165H65L64 166V163ZM216 162V163H215ZM254 163L256 162V161H253ZM259 162V161H258ZM12 164V165H10V164ZM14 163V164H13ZM25 163V164H24ZM27 163H29V166L30 167H28L27 165ZM37 163V165H35V164ZM47 163V164H46ZM74 163H77L80 167H78L77 166V164H76V167H74ZM206 163V164H205ZM214 163V164H213ZM221 163V164H220ZM249 163H250V161H249ZM11 168L12 167V169H10L9 167H4V166H7V165ZM17 164H18V166H17ZM43 164V165H42ZM85 164V163H84ZM204 164L206 165L205 167H202V166H204ZM224 164V165H223ZM251 164V163H250ZM3 165V166H2ZM13 165H15V167L13 166ZM23 165H25V166H22ZM35 165V166H34ZM40 165H42L41 167H40ZM52 165V166H51ZM59 165V164H58ZM209 165V166H208ZM213 165V166H212ZM215 165H216V168H214L215 167ZM236 165H237V167H236ZM17 166V167H16ZM20 166V170H18V167ZM63 166L65 167L64 169H66V170H68L69 171V173H68V171L65 173V171H63L62 170V172H61V169H63ZM249 166H251V165H249L248 164V167L247 168H250ZM253 166H254V164H253ZM4 167V168H3ZM14 167V168H13ZM26 168V170H25V168ZM33 167V168H32ZM202 167V168H201ZM218 167V168H217ZM233 167V166H232ZM72 168V169H71ZM75 168V169H74ZM78 168H80V169H78ZM225 168V169H226ZM240 168H238V169H240ZM242 168H243V170H242ZM41 169V170H42ZM48 169V168H47ZM47 169L46 170H44V171H42V172H47ZM78 169V170H77ZM18 170V171H17ZM25 170V171H24ZM35 170V169H34ZM205 170V169H204ZM216 170V171H215ZM248 171V175H247V172L246 171ZM7 171H9V172H7ZM11 171V172H10ZM35 171H37L36 173L35 172H30V173H32V175H34V174H41L42 172L41 171H39L38 172V169L36 168V170ZM213 171H215V172H213ZM243 171V172H242ZM246 173H245V172ZM7 172V173H6ZM21 172V171H20ZM64 172V173H63ZM8 175L9 173L10 174H14V176L12 175H8L9 176V179L8 178H5V177H7L6 176V174ZM56 173V174H55ZM5 174V175H4ZM78 174H76V176L78 175ZM202 174V175H201ZM208 174H206V175H208ZM15 175H17V177H15ZM31 174H30V176H32ZM43 175V174H42ZM74 175V176H73ZM242 175V174H241ZM262 175H264V172L262 173ZM3 176H5L4 178H3ZM22 176V177H23ZM73 176V177H72ZM75 176V177H76ZM214 176L216 177V178H214ZM14 177V178H13ZM74 177V178H75ZM264 177V176H263ZM12 178V179H11ZM15 178H17L16 180H15ZM77 179L79 178V177H76ZM203 178V179H202ZM207 178V177H206ZM143 179V178H142ZM219 179V182L221 183H219V182H217V180ZM13 180L15 181V182H13ZM27 180V181H26ZM25 181L27 182V183H29L30 182V180H32V181H35V176H33V177H29L28 176V179H26ZM198 180V181H199ZM20 181V180H19ZM74 181V180H73ZM73 181H71L70 180V182L72 183ZM78 181V180H77ZM209 182V183H208ZM8 183H9V181H8ZM14 183V184H13ZM4 184H2L1 182H0V200L2 199L3 201L2 202H4L3 204H1V202H0V214H2V215H5V214H8V213H10L11 212V214H8L7 216H4V217H7L6 219L4 218V217H2L1 215V217H0V250L2 249V254H1V252H0V262H1V264H10L11 263V260L12 259H16V258H14V257H12L14 254L16 255V249L18 248V250L19 249H22V248H25V246L28 244V242L26 241V238H28V236L30 237V235H31V229L29 228V222H24V224H28V225H26V226H24V224L23 223H19V220H20V217H22L23 215H25V213L24 212H26V215L25 216H28V214H30L29 216L31 217L32 216V211H31V209L29 208V210L28 209H26L25 208V204L24 205H22L21 203L23 202V203H25L24 201H23V199L22 200H20V199H18V197L16 198V193L15 192H17L16 191V187H13V186H11L10 185V183H9V186H8V184H7V186H8V189L4 186ZM67 184H68V182H67ZM220 184V185H219ZM3 185V186H2ZM14 185V186H15ZM69 185V184H68ZM71 185V184H70ZM69 185V188H72L71 186ZM212 185V186H211ZM2 186V187H1ZM219 186V187H218ZM4 187H5V189H4ZM209 187V188H208ZM212 187V188H211ZM68 188V187H67ZM207 188V189H206ZM213 189H216V190H213ZM10 190V191H9ZM49 187L48 188H46V189H44V188H42L40 191H39V193H41L44 197H49V195H48V193H49ZM200 190H206V191H203L202 193H200ZM209 190V191H208ZM11 191H14V194H15V196H14V194L13 195H11L12 193H11ZM69 191V190H68ZM196 191V192H197ZM92 192V191H91ZM206 192V193H205ZM209 192V193H208ZM5 193V194H4ZM21 193H23V192H21ZM20 192H19V194H21ZM39 193H36V194H39ZM4 194V195H3ZM17 194H18V192H17ZM36 194H34V193H32V196L34 195H36ZM196 194H197V196H196ZM7 195V196H6ZM9 195V196H8ZM11 195V196H10ZM22 195V194H21ZM26 196L27 195H29L28 193L27 194H25ZM204 195V196H203ZM209 197H207V196ZM215 195V194H214ZM6 196V197H9V198H6V200H4L5 198L4 197ZM14 196V198H15V200H20V201H16V202H18V203H20L21 204V206H18L19 208H16V206H14V205H16L17 203L15 202V204L12 202V198H10V197H13ZM24 196V194L22 195V197ZM26 196L24 197V200L25 199H27L26 198ZM194 196H196L195 198H193ZM28 197V196H27ZM203 197H206L205 199L203 198ZM20 198V197H19ZM29 198V197H28ZM31 199H32V197H30ZM201 198H203V199H201ZM214 198V199H213ZM30 199V200H31ZM34 199V198H33ZM36 200H41V199H39V198H35ZM195 199V200H194ZM210 199V200H209ZM220 199V200H219ZM27 200H29V199H27ZM29 200V201H30ZM35 200V201H36ZM13 201H14V199H13ZM22 201V202H21ZM39 201H37V202H39ZM43 201H44V199H43ZM43 201H40L38 204H35L34 202H32V204H33V208H32V210H35V212H34V214H35V216L38 218V217H40L39 219H40V221L41 220H44L45 218H46V213L47 214H50L52 217L54 216V215H52L51 213H50V210H49V212L48 211H46L45 212V210L47 209H49V208H51L52 206H51V204H44L43 203ZM201 201V202H200ZM208 201V202H207ZM5 202H7V203H5ZM27 202V201H26ZM36 202V203H37ZM219 202V203H218ZM13 203V204H12ZM63 203V202H62ZM196 203V205H195V207L197 208L198 206V204ZM20 204H17V205H20ZM30 204V203H29ZM192 204V203H191ZM194 204H192V206H193ZM24 206V207H23ZM64 206H66V204L64 205ZM21 207H23V208H25V209H23V208H21ZM26 207L28 208V206H27V204H26ZM29 207H31V206H29ZM53 207H55V205L53 206ZM194 207V208H195ZM198 207V208H199ZM217 207V208H216ZM220 207V206H219ZM23 210V213L21 212V215L22 216H20L19 215V212H18V210L20 211L21 209ZM219 209V208H218ZM217 209V210H218ZM17 210V211H16ZM21 210V211H22ZM25 210V211H24ZM13 211V212H12ZM31 211V212H30ZM45 212V215L43 214V213H41V212ZM5 213V214H4ZM16 213V215H14ZM18 213V214H17ZM28 213V214H27ZM32 213V214H31ZM33 214V215H34ZM56 214H58V212L56 213ZM55 214V215H56ZM49 215V216H50ZM59 215V214H58ZM11 216H12V219H11ZM19 216V217H18ZM41 216L44 218H41ZM50 216V217H51ZM57 216V215H56ZM29 217V218H30ZM48 217V216H47ZM50 217H48L50 220H51V218ZM55 217V216H54ZM24 218V217H23ZM27 218V217H26ZM26 218H24L23 220H31L30 221V223L32 224V225H35V224H33V221H32V218L33 217H31L30 219H26ZM13 221H11V220ZM19 219V220H18ZM53 219V218H52ZM74 220H77V218H73ZM23 220H22V218H21V220H20V222L22 221L23 222ZM33 220H35V217H34V219ZM37 220V219H36ZM48 219H46L45 221H43L44 223L47 221ZM10 221H11V223H10ZM37 221H39V220H37ZM37 221H34V222H37ZM40 221H39V223H40ZM42 222V221H41ZM52 222V221H51ZM49 220L46 222V223H48V225H49V223H51ZM15 223V224H14ZM44 223H40V226H38L39 227V229H40V227H42L41 226V224L43 225ZM61 223V222H60ZM59 222H58V225L60 224ZM10 225H12V226H10ZM46 225V224H45ZM47 225V230H48V228H49V231H50V229L52 228V230H53V227H55V226H57V227H61L62 226V223H61V226L59 225H55V226H52L51 224L48 226ZM20 227V229H19V231H18V229H16V227ZM44 226V225H43ZM31 227V226H30ZM45 227V226H44ZM44 227H42L40 230H42ZM46 228H44L45 230H46ZM56 228V227H55ZM59 228H56V230L57 229H59ZM64 227L62 226L61 228H60V230H61V232H63L62 230H64L63 229ZM190 228H191V226H190ZM44 230V231H45ZM46 230V231H47ZM14 231H16V233L14 234ZM21 231L23 232V233H25V235L24 234H20L21 233ZM49 231H47V232H49ZM57 231H59V230H57ZM188 231V230H187ZM43 232V231H42ZM46 232V233H47ZM39 234H40V232H38ZM44 233V232H43ZM187 233V232H186ZM185 233V235L186 236H190L191 234L188 232V234H186ZM185 236V237H186ZM23 237H26L25 239L23 238ZM21 240H23V241H21ZM10 242V243H9ZM11 243L15 246L14 247V249H15V251H13L12 250V252H10L9 250H11V248H13V246L11 247H8L9 245H11ZM7 244H8V246H7ZM17 244V245H16ZM25 244V245H24ZM23 250V249H22ZM14 252V253H13ZM186 252V251H185ZM11 253L13 254V255H11ZM18 253V252H17ZM26 253V252H25ZM25 253H22L24 256H25ZM7 254V255H6ZM19 254V256H17V258L18 257H20V256H22V254L21 253H18ZM23 257V256H22ZM22 257H20V259L22 258ZM26 257V256H25ZM24 257V258H25ZM30 261H29V259L27 258H25V260L24 261H22L21 260V262L20 261H17V264L19 263V264H28ZM15 263H16V261H15ZM192 263H195V264H197V262L194 260L193 262H191V264Z\"/></svg>",
    "mask_w": 264,
    "mask_h": 264
}]
</instances>
